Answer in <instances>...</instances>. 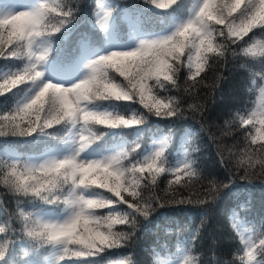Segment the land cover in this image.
<instances>
[{"label": "snow or ice", "instance_id": "snow-or-ice-1", "mask_svg": "<svg viewBox=\"0 0 264 264\" xmlns=\"http://www.w3.org/2000/svg\"><path fill=\"white\" fill-rule=\"evenodd\" d=\"M230 2L231 0H202L195 14L178 26L172 34L158 39L142 40L134 50L113 51L100 56L88 65L89 73L86 78L70 87L41 82L44 73L40 66L47 63L49 53L52 52L54 33H60L75 20V9L69 4L58 3V0L57 3L53 0H43L31 11L0 17V59L14 58L27 61L21 70L5 76L0 83V95L21 85L38 84L34 94L19 105L14 113L0 117L8 122V130H0V135L29 136L37 132L44 133L45 128H52L54 125L71 126L68 137L62 138L65 139V143L73 146L68 155L63 158L45 159L41 163H25L23 170H18L19 161H14L8 166L9 174L16 177L17 191H22L25 195L30 193L47 204L63 205L71 210L68 218L62 222H50L36 217L35 228L28 227L26 223L23 231L30 240L42 244L66 242L79 246L81 249L79 251L60 254V261L98 256L105 249L116 248L110 245L109 234L102 230L103 218L113 217L109 227L127 226L121 217L116 216L120 213L116 210L117 206H127L129 211L123 213L131 214L129 219H134L136 214L148 215L157 197H153L152 205H142L140 182L144 179L145 173H150L152 184H155L156 175L165 171L162 165L166 162L167 139L162 140L151 154L143 159H136L129 165L123 163L129 156L128 148L116 151L103 159H81L80 154L101 139L95 134L91 137L86 135L90 131V124L114 129L143 123V117L133 116L126 119L119 113L109 114L94 110L97 107L96 102L112 99L133 101L138 98L139 103L156 116H178L180 107L176 99L159 98L153 94L154 87L157 85L160 87L157 83L159 81L176 85L174 76L183 65L185 56L191 69V57L195 51L191 47L193 43L200 44L202 62L198 65L199 70L191 73V78L195 80L200 75L208 54L219 50L214 37L205 35L201 25L204 21H212L217 32L224 34L232 31V16L239 13L230 10ZM147 3L157 8H168L175 5L177 0H168L166 4L159 0H147ZM113 11L112 9L104 11L102 16L100 13L97 14L100 17L97 23L102 29H107ZM49 15L56 17V25L49 26L44 23ZM197 33L200 36L199 40ZM41 41L47 44V47H44ZM205 42L206 49L203 46ZM21 49H24L23 53ZM113 70L119 77H123V81L118 82L115 76H109ZM150 81L154 84H150ZM18 119L20 122L27 121V126L21 127V124L17 123ZM240 124L252 126L251 121L245 117H240ZM77 126L79 129L74 133L72 129H76ZM256 131L259 136L249 132L250 146L256 145L259 139L264 138V122H261V127ZM139 148L140 145L134 142L131 152L136 153ZM182 165L183 168L179 166L174 170L169 169L174 172L177 183L182 174H194L191 162L185 160ZM243 178L249 179V174L245 173ZM93 188L106 190L111 194L107 196L105 204H97L93 196L85 195V191ZM211 194L213 193L210 189ZM180 202L206 203L204 199H184ZM97 209L108 211L106 214H99ZM19 215L25 222L34 217L33 213L26 214L23 211ZM0 233L7 235L6 227H0ZM11 243L9 241L8 245ZM244 244L247 247L254 242L245 240ZM8 245H0V260L4 258ZM192 259L189 249L184 264H191ZM109 264H127V258L123 261L110 260Z\"/></svg>", "mask_w": 264, "mask_h": 264}, {"label": "trees", "instance_id": "trees-1", "mask_svg": "<svg viewBox=\"0 0 264 264\" xmlns=\"http://www.w3.org/2000/svg\"><path fill=\"white\" fill-rule=\"evenodd\" d=\"M85 2L87 0H66V4L74 9L78 7L76 10L78 12L82 10L81 7ZM253 31L260 32L264 29ZM223 40V37H217V42H223ZM237 52H239L237 45L231 44L230 51L225 53L224 59L217 60L214 58V53L208 54V63L204 65V70L195 80L191 78L188 70L186 71L181 66L174 76L176 85L163 82L164 88L158 85L154 87L156 90L154 95H159V98L167 100L174 97L176 99L180 107V114L176 116L179 123L188 122L194 128L201 130V134L194 142V156H192L197 162L195 167L197 173L182 174L177 183L176 177L172 179L162 172L156 175L155 184H152L151 174L145 173L144 179L140 182L139 191L146 199L161 198L154 202V207L156 203L164 202L166 190H168L167 195L175 199H204L206 201L204 204H181L185 207L195 205L207 212L208 216L201 222V229L197 228L200 224V217L195 216L194 223L190 225L191 235L188 236L187 244L188 250L193 251L190 252L191 257L195 255L197 259L202 258V264H242L241 253L231 234L225 214L224 199L230 197V190L212 191L213 194L210 195V189L213 190L214 185L219 189L222 183L246 180L243 178L245 173L249 174L251 180L264 181L258 165L253 166L251 162L238 163L241 159L248 160L245 155L246 150L258 149L259 144L264 143V138L259 139L256 145L250 146L249 132L254 136H259V134L254 129H249L245 133L240 124V117L244 115L247 103L250 101L249 83L256 78L260 67L258 64L261 63L249 61L248 64L242 66V60L237 58ZM7 101L5 95H0V117H4V113L10 111ZM130 107L123 111L126 119L132 118L131 115L144 118L151 113L138 101L133 102ZM25 125L27 126V123ZM0 130H8L6 120L0 119ZM135 143H138L141 148L144 140L138 139ZM231 147L234 149L230 150ZM130 154L133 157L134 154ZM129 163V160H125L126 165ZM199 167L201 173H198ZM5 172L9 170L0 163V201L3 208L0 222L5 223L3 227L7 229V235L4 234V236L8 239L24 233V222L19 213L23 211L28 214V211L23 208V205L21 206V201L18 199L21 194L10 192L7 185L3 183ZM98 191L105 192L107 196L111 195L106 190ZM96 211L99 214H106L108 210L97 209ZM125 211L129 209L126 205H121L118 212ZM158 211L159 209L156 212ZM138 221L136 235L129 243L105 249L98 256L70 260L67 264H90L95 258H106V255L114 257L116 261H123L130 254L133 255L135 264H152L154 254L164 243L155 241L164 238L158 236L160 230L149 221V218L145 220L138 217ZM115 228L117 231L130 230L124 225H116ZM30 245L31 249H38L35 241L31 240ZM101 264H106V262Z\"/></svg>", "mask_w": 264, "mask_h": 264}, {"label": "clouds", "instance_id": "clouds-1", "mask_svg": "<svg viewBox=\"0 0 264 264\" xmlns=\"http://www.w3.org/2000/svg\"><path fill=\"white\" fill-rule=\"evenodd\" d=\"M54 3H57V0H53ZM58 3H66V0H58ZM230 10L233 12H238V15L232 16V31L226 32L221 34L217 32L215 23L212 21H204L201 25L203 33L205 35H212L215 39V43L218 47V51L215 54V59L220 60L225 58V53L230 51V45L236 44L239 52H237V58L242 60L243 64H248L249 61H256L264 64V31L254 32V29H264V0H231L230 2ZM44 23L49 26H54L57 23L56 17L49 15L45 19ZM217 37H223V42H217ZM247 37V39H245ZM197 39H200L199 33H197ZM239 41V43H237ZM44 44L43 41H41ZM204 48H207L206 42L203 44ZM44 47H47V44H44ZM52 51L54 47V43L52 41ZM195 51L192 59L191 69L187 65V69L189 75L198 71V65L201 63V52H200V44L193 43L191 46ZM24 49H21L23 53ZM51 53H49L50 56ZM49 58V57H48ZM247 58V59H243ZM209 57L207 56L206 64L208 63ZM179 69L177 70V72ZM259 79L264 81V68H262L259 72ZM160 85V88H164L165 85L162 81L157 82ZM261 93L264 95V85L261 86ZM144 107V106H143ZM145 108V107H144ZM147 109V108H146ZM101 113H109V111H100ZM246 119H249L252 123V127L255 128L257 124L261 126V122H264V101L261 102L260 107L251 112ZM241 126H243L241 124ZM90 131L86 133L88 137H91L93 134L96 136L102 137L103 133H98L97 128L94 124L89 125ZM245 155L248 157V160L241 159L238 163L241 164H248L249 162L252 163L253 166H259V172L261 177L264 178V143H260L258 149L247 151ZM249 155L251 156V161H249ZM71 171V170H70ZM82 176L83 173H80ZM3 183L7 185L10 192L18 193L21 195H25L22 191H17V181L16 177L11 176L9 172H5L3 176ZM229 183H222L220 188H213V192H217L221 189H227L230 184ZM31 186V185H30ZM168 190H166V197L164 198L163 203H156V207H152V209L148 212V215L145 216L143 214H136L134 219H129L131 214L128 213H117L116 216L121 217L123 223H125L130 230H120L117 231L115 225L109 227L108 225L111 223V219L113 217H104L101 223L102 230L109 234L110 236V245L113 247H119L122 244H127L132 241L133 237L136 235V226L138 224V217H142L143 219H148L151 214L157 211L158 207H165L168 205H181V204H191L188 202H180L182 199H175L167 195ZM30 194V193H29ZM28 194V195H29ZM141 204H153V198H144L141 196ZM161 198L155 199L154 202L160 200ZM93 200L97 204H105L107 201V195L105 192H101L93 197ZM24 222L27 223L28 227L35 228L34 223ZM259 244H251L246 247L245 249V264H264V231H261L258 236ZM42 244V243H39ZM59 245H62L61 253L64 254L68 252L79 251L81 250L79 246L71 245L66 242H61ZM86 251V250H85ZM190 252H193L190 250ZM127 264H135V260L132 254L129 255L127 258ZM191 264H202V258L197 259L195 255H193V259Z\"/></svg>", "mask_w": 264, "mask_h": 264}, {"label": "rangeland", "instance_id": "rangeland-1", "mask_svg": "<svg viewBox=\"0 0 264 264\" xmlns=\"http://www.w3.org/2000/svg\"><path fill=\"white\" fill-rule=\"evenodd\" d=\"M35 7H37L36 2L35 3L26 4L24 6L17 5L15 0H10V1H7V2H0V17L11 15V14H17L19 12L31 11ZM99 57H100V55H93L92 57L86 59V61L84 62V66L82 67L83 70L80 73V75L78 76V79H77V81L75 83H78L80 80L86 78V76L89 73L88 65L92 61L98 59ZM115 74L117 75V78L119 79V82L123 81V77H119L118 73H115ZM74 84H72V85H74ZM150 84H154V82L150 81ZM72 85H70V86H72ZM70 86H66V87H70ZM33 94L34 93L28 94L22 101L25 102ZM136 101L139 102L138 98L136 99ZM262 101H264V95H262V93H261L260 94V100L258 102V107L256 108V110L260 107V104H261ZM46 111H47V108H46ZM78 129H79V126H77L76 129H72V131L75 133L76 131H78ZM249 129L250 128L248 126L242 127V131H244L245 133L248 132ZM72 147L73 146L70 143H65V145L61 149L47 151L42 156H39V157H36V158H31L27 163H41L45 159H50L52 157L63 158L65 155L69 154V152H70ZM232 149H234V148L231 147L230 150H232ZM85 151H88V149L85 150ZM81 154L82 155H80V158L81 159H85V160L103 159L101 157H93V156L85 158L83 153H81ZM88 196H91V195H88ZM70 211H71L70 209L66 208L65 212H62L61 214H58V215H55V214H52V213H40V214H38L37 217H40V218H42L45 221H50V222H58L59 221V222H62L63 220L68 218V216L70 215ZM43 220L41 222H43ZM62 247H63L62 245L56 244V247L52 250L51 254L47 257V264H60L59 263V255L61 253ZM181 260H182V255L178 256V259H176V260H163L162 264H180Z\"/></svg>", "mask_w": 264, "mask_h": 264}]
</instances>
